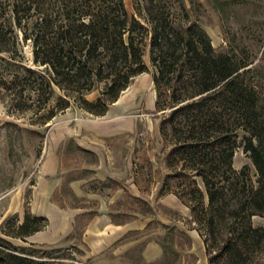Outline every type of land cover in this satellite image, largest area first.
I'll use <instances>...</instances> for the list:
<instances>
[{
	"label": "trees",
	"instance_id": "obj_1",
	"mask_svg": "<svg viewBox=\"0 0 264 264\" xmlns=\"http://www.w3.org/2000/svg\"><path fill=\"white\" fill-rule=\"evenodd\" d=\"M28 43L30 65L22 50ZM147 47L167 193L189 209L208 264H245L264 251V226L251 223L264 219V98L251 60L217 53L180 0H138L134 15L124 0H0V88L10 110L30 111L42 125L71 106L103 116L146 71ZM240 147L254 184L246 168L233 169ZM42 221L25 216L3 235L23 240ZM37 254L0 237V264H59Z\"/></svg>",
	"mask_w": 264,
	"mask_h": 264
},
{
	"label": "rangeland",
	"instance_id": "obj_2",
	"mask_svg": "<svg viewBox=\"0 0 264 264\" xmlns=\"http://www.w3.org/2000/svg\"><path fill=\"white\" fill-rule=\"evenodd\" d=\"M137 1L124 0L129 15ZM180 1L217 53L251 60L264 98V0ZM22 50L30 65V44ZM143 62L146 71L103 116L71 106L42 125L30 111L10 110L0 88V237L59 264H208L189 209L164 185L167 148L159 133L162 113L155 111L149 47ZM232 166L246 168L254 184L255 169L241 147ZM25 216L43 218V229L23 240L3 235L15 233ZM251 223L263 227L264 219L255 216ZM151 243L161 249L154 262L144 257ZM245 264H264V251Z\"/></svg>",
	"mask_w": 264,
	"mask_h": 264
},
{
	"label": "crops",
	"instance_id": "obj_3",
	"mask_svg": "<svg viewBox=\"0 0 264 264\" xmlns=\"http://www.w3.org/2000/svg\"><path fill=\"white\" fill-rule=\"evenodd\" d=\"M161 255V249L158 245L151 243L144 249V257L148 262L156 261Z\"/></svg>",
	"mask_w": 264,
	"mask_h": 264
}]
</instances>
